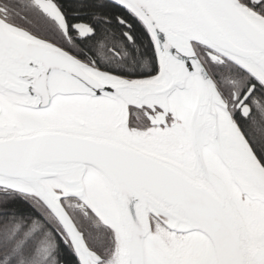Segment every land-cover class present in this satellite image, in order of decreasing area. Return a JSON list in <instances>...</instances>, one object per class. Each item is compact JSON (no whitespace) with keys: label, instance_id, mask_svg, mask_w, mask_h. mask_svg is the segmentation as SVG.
Here are the masks:
<instances>
[{"label":"snow or ice","instance_id":"1","mask_svg":"<svg viewBox=\"0 0 264 264\" xmlns=\"http://www.w3.org/2000/svg\"><path fill=\"white\" fill-rule=\"evenodd\" d=\"M0 264H264V0H0Z\"/></svg>","mask_w":264,"mask_h":264}]
</instances>
